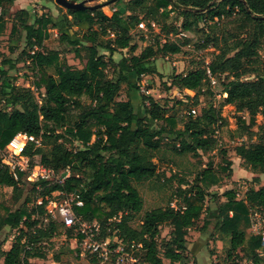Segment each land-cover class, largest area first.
<instances>
[{"label": "trees", "instance_id": "16d2710c", "mask_svg": "<svg viewBox=\"0 0 264 264\" xmlns=\"http://www.w3.org/2000/svg\"><path fill=\"white\" fill-rule=\"evenodd\" d=\"M67 1L80 3L83 0ZM214 1L151 0L148 7L146 3L149 0H127L124 4L117 0V8L110 16L100 7H64L66 12L57 17L31 15L27 10H18L12 15L9 51L12 53L23 39L21 55L31 61L34 71L39 74L35 84L43 87L44 97L38 104L29 89L12 84L14 79L9 71L15 68L17 61L0 59V93L3 98H7L5 102L11 107L10 111L0 108V186L12 188V198L17 202L18 184L22 177L27 179V173H13L3 163L2 156L8 142L19 132L40 138V146L35 148L29 144L24 152L31 166L32 158L40 156L44 166L56 173L69 169L71 175L63 184L30 181L36 198L41 199L42 203L35 204L31 211L22 206L13 211L7 209L4 215H0V230L10 227L18 231L11 248L3 252V264H32L30 259L44 257L39 246L55 233L40 228L38 218L46 214V198H51L54 192L78 193L83 205L75 208L76 215L82 221L97 222L101 227V239L115 231L116 236L125 243L141 245L139 259L142 263L189 264L185 255L186 232L204 214V189L219 184L216 172L204 169L197 175V182L205 188L191 185L185 191L179 189L182 195L180 208L159 207L143 214V199L134 183L157 177V166L152 159L154 152L160 148L159 138L162 134L175 135L178 139V155L195 151L205 153L216 145L211 127L221 117L219 113L195 118L189 115L182 130L175 131L172 126L169 130L164 127L156 129L152 128L153 122L161 120L172 123L166 117L165 108L142 95L143 112L139 117L130 99L117 100V96L121 85L127 86L128 93L138 91L136 80L141 76L157 74L153 63L157 55L166 57L180 52L177 43L163 42L155 47H146L135 55L132 31L137 30L139 22H145L148 28L151 22L159 25L157 20L167 18L175 9L182 19L181 31H189L192 26L214 18L239 21L244 37L234 47L232 56L228 55L230 50H221L203 68L173 75L170 86L186 90L199 89L206 81L210 82L206 66L212 77L224 74L227 76L222 90V94L226 95L225 102L233 105L236 112H247L248 123L239 117L237 128L249 133L255 123V116L264 112V67L259 74L249 68L256 63L257 51L264 38V19H261L264 16V0H221L218 4H214ZM13 2L0 0V36L6 30L11 16L9 8ZM73 28L76 31L72 32ZM49 29H56L59 42L70 47L75 55L84 52L83 68L77 69L61 62L56 51L44 50ZM165 30V25L160 27V34ZM78 32L83 33L80 36ZM124 49L130 53L129 57L114 61L113 54ZM100 50L104 53H99ZM105 53L118 68L115 80L106 76ZM251 75H254V79H244ZM7 85L8 92L5 91ZM82 97H87L91 106L81 111L73 121L69 111L71 106L80 107L78 100ZM184 134L188 135L190 141L184 138ZM64 136L79 143L81 148L68 149L60 141ZM93 137L94 141L91 142ZM235 154L244 169L252 173H264L263 137L248 146L238 145ZM229 165L230 162L218 170L225 172ZM257 181L256 177L252 179L253 184ZM181 184L186 183L181 181ZM222 197L224 201L218 203L213 228L221 241L228 242L227 258H231L236 250L244 249L249 264H264V259L257 253V250L264 248L262 236L247 235L251 211L264 214V186L257 189L250 187L242 199L237 198L234 189L226 190ZM205 218L204 226H207L209 217L206 213ZM135 220L139 221L137 227L131 225ZM107 225L109 233L106 232ZM162 225L169 226L171 233L169 240L159 245L157 238ZM66 232L70 234L73 230L66 229ZM24 238L25 241H22ZM86 257L91 260L89 264L99 263L93 255L87 253Z\"/></svg>", "mask_w": 264, "mask_h": 264}, {"label": "rangeland", "instance_id": "374dc122", "mask_svg": "<svg viewBox=\"0 0 264 264\" xmlns=\"http://www.w3.org/2000/svg\"><path fill=\"white\" fill-rule=\"evenodd\" d=\"M85 6L94 8L100 7L101 10L110 16L113 9L117 8L115 1L117 0H83ZM123 4L127 0H120ZM221 0H215L214 4H218ZM151 0L146 4L151 5ZM11 16L8 19L7 27L2 36H0V59L10 58L17 61L15 68L9 71V74L14 79L13 83L18 88L29 89V93L34 97L36 102L40 104L44 97L43 87H37L36 82L39 74L33 69L31 61L21 55L23 49V39L18 42L17 47L13 49L12 53L9 51V34L11 27L12 15L20 10L26 9L31 12V15H48L57 17L66 12L64 7L59 6L55 0H15L10 6ZM202 12H205L202 11ZM142 16V15H140ZM32 19V17H31ZM264 19V16L261 17ZM158 30L165 25L166 30L160 32L154 31H132V44L136 45L134 51L138 55L146 47L157 45L158 43L173 42L180 46V52L174 55L162 57L157 55L153 63L157 69V74L141 76L136 80L138 84V91H130L126 85H121V89L117 96V100L130 99L134 103L135 113L141 117L143 112V103L141 96H148L156 101L160 106L165 108L166 117L172 120V123L165 121H157L152 123V128L159 129L164 127L169 130L172 126L175 131L182 130L184 122L189 115L193 118L209 113H219L221 120H217L211 129L213 130V137L216 140V145L213 150L208 152L187 153L178 155L176 149L178 147V139L174 134L164 133L161 135L160 148L153 154V162L157 166V177L141 182L134 183L140 196L143 199L144 208L141 214L145 211L154 208L171 206L176 209L182 205V195L179 189L185 191L191 185H201L197 182V175L204 169H212L219 177V184L216 186L205 188V212L191 229L186 232V252L187 261L189 264H249L247 253L244 249L235 251L231 258H227L226 251L228 248L227 241H221L214 232V217L216 216V208L218 203L224 201L222 193L226 190L234 189L237 198L242 199L245 192L250 187L259 188L264 186V173H252L244 169L241 165L240 159L235 154V147L238 145H250L257 143L259 138H264V112H260L255 116V123L249 130V133H244L237 128V119L243 118L248 123L247 112H236L233 105L225 102V94H222L224 84L227 81V76L224 74L216 75L214 83L206 81L197 90L177 89L170 86L172 76L175 74H186L197 68H203L207 62H210L215 55L220 51H229L228 55H233V49L242 41L244 35L240 30V22H228L223 17L214 18V20L198 23L191 27L189 31H181L180 27L182 19L179 17V11L175 9L167 18H159L157 20ZM76 31V28L71 30ZM49 37L44 42V50L56 51L59 53L61 62H66L71 67L81 69L85 64V54L80 52V55H75L73 50L59 42V34L56 29H49ZM182 32V34H180ZM81 36L83 32H78ZM112 38V35H109ZM106 36V38H109ZM99 53H104L99 51ZM256 63L249 67L255 70L257 74L261 73V68L264 67V38L257 51ZM102 55V54H101ZM130 53L124 49L119 50L113 54L114 61L123 57H129ZM103 58L107 61L105 73L108 79L115 80L118 75V68L112 60L109 59L108 54H103ZM19 61V62H18ZM245 80L254 79V75L245 77ZM11 84L10 81L8 83ZM7 85L6 92L9 91ZM1 89V79H0ZM6 99L0 93V108L10 111L11 107L6 104ZM80 107L73 108L69 111L70 117L75 121L81 111L88 109L91 102L87 97H82L79 100ZM147 105V104H145ZM195 110V114L191 110ZM216 117V116H215ZM173 124V125H171ZM63 130H59L62 132ZM184 138L190 141L187 134ZM63 141L65 146L70 150L81 148L79 143L73 142L68 136H64ZM94 141V137L91 142ZM33 165L41 163L40 156L32 158ZM227 170L222 172L218 170L219 167H226ZM257 178V183L253 184L252 179ZM183 181L186 184H181ZM18 200L14 202L12 198V188L7 186H0V215L5 214V210H16L24 206L31 211L36 202L41 199L36 198V193L33 192V185L30 180L22 177L19 184ZM52 198L60 200L56 197ZM26 201V202H25ZM205 213L209 217L207 219L208 225L204 226L206 220ZM40 228L48 231H54L49 239L41 243L40 252L44 255L43 258H32L29 261L32 264H89L91 260L87 259V252L81 249L77 242L78 237L75 232L70 234L57 221L47 217L44 213L38 218ZM252 226L255 230L251 229ZM138 220H135L131 225L137 227ZM171 228L167 225L160 227V234L157 238L159 245L169 240ZM256 233L262 234V241H264V214L258 211H251L250 213V227L247 230V235ZM18 231L10 227H4L0 230V264H3V252L8 251L17 237ZM25 241V238L22 240ZM141 249L135 251L137 257L140 256ZM259 256L264 259V248L257 250ZM98 264H115L113 256H110L105 263Z\"/></svg>", "mask_w": 264, "mask_h": 264}, {"label": "built area", "instance_id": "2783aa9c", "mask_svg": "<svg viewBox=\"0 0 264 264\" xmlns=\"http://www.w3.org/2000/svg\"><path fill=\"white\" fill-rule=\"evenodd\" d=\"M113 11L115 10L113 9ZM136 29L144 32L150 31V29L151 31L159 32L154 22L150 23V28H148L145 22H139ZM206 73L209 80L214 83V78L207 66ZM191 113L195 114V110L192 109ZM29 144H32L35 148L40 146V138H36L25 132H19L6 145L2 161L10 167L13 173H27L28 180L46 181L48 184H63L70 177L69 169L56 173L40 163H35L31 166L29 157L24 155L25 149ZM52 195L60 200L52 197L46 198L47 204L45 205V211L47 217L60 222L66 229H72L78 237L77 242L83 251L95 256L100 263H105L110 256H113L115 264H144L137 257L136 253L134 254L135 251L141 249V245L133 242L125 243L116 236L115 231L112 232V235L101 239V227L97 222L90 223L82 221L76 215L75 208L82 207L83 205V201L78 193L65 194L62 192H54ZM36 203L40 205L42 200H38ZM252 224L251 221V229L255 230ZM105 228L106 232L109 233L108 225ZM254 235L262 236L261 233ZM262 245H264V241H262Z\"/></svg>", "mask_w": 264, "mask_h": 264}, {"label": "water", "instance_id": "95a60500", "mask_svg": "<svg viewBox=\"0 0 264 264\" xmlns=\"http://www.w3.org/2000/svg\"><path fill=\"white\" fill-rule=\"evenodd\" d=\"M55 2L58 5L63 6L65 8H67V9H82V8L86 7L84 5L85 1H82L80 3H71V2H68L67 0H55Z\"/></svg>", "mask_w": 264, "mask_h": 264}, {"label": "crops", "instance_id": "0c3cea01", "mask_svg": "<svg viewBox=\"0 0 264 264\" xmlns=\"http://www.w3.org/2000/svg\"><path fill=\"white\" fill-rule=\"evenodd\" d=\"M14 2H15V0H14ZM20 10H26V9H20ZM30 12V11H29ZM31 13V12H30Z\"/></svg>", "mask_w": 264, "mask_h": 264}]
</instances>
